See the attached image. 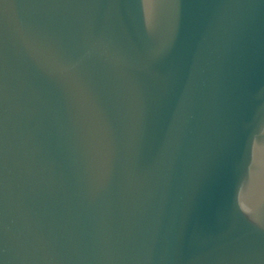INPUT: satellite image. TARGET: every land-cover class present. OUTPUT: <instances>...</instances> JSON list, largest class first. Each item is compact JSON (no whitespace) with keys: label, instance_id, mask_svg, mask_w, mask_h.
<instances>
[{"label":"water","instance_id":"water-1","mask_svg":"<svg viewBox=\"0 0 264 264\" xmlns=\"http://www.w3.org/2000/svg\"><path fill=\"white\" fill-rule=\"evenodd\" d=\"M0 264H264V0H0Z\"/></svg>","mask_w":264,"mask_h":264}]
</instances>
